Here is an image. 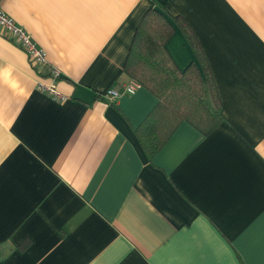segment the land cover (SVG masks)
Segmentation results:
<instances>
[{
  "label": "crops",
  "instance_id": "crops-1",
  "mask_svg": "<svg viewBox=\"0 0 264 264\" xmlns=\"http://www.w3.org/2000/svg\"><path fill=\"white\" fill-rule=\"evenodd\" d=\"M46 51L0 34V264H264V0H0ZM156 9L185 70L208 61L224 119L184 121L151 159L135 128L158 98L124 66ZM56 69L64 102L37 88ZM48 75V74H47Z\"/></svg>",
  "mask_w": 264,
  "mask_h": 264
},
{
  "label": "trees",
  "instance_id": "trees-1",
  "mask_svg": "<svg viewBox=\"0 0 264 264\" xmlns=\"http://www.w3.org/2000/svg\"><path fill=\"white\" fill-rule=\"evenodd\" d=\"M186 34L197 62L181 70L167 49L175 31L170 20L156 9L141 20L131 45L124 70L140 86L147 88L158 103L135 134L152 159L184 121L205 135L224 119L221 99L202 48L185 20L174 18Z\"/></svg>",
  "mask_w": 264,
  "mask_h": 264
},
{
  "label": "built area",
  "instance_id": "built-area-1",
  "mask_svg": "<svg viewBox=\"0 0 264 264\" xmlns=\"http://www.w3.org/2000/svg\"><path fill=\"white\" fill-rule=\"evenodd\" d=\"M0 34L4 37L12 39L19 46H21L29 56L32 65L39 70V74L44 73L43 67L48 64L46 51L41 48L34 40L32 35L15 20L8 15L0 6ZM48 74V75H47ZM45 74L46 76L40 77L37 82V88L58 101L64 102L68 96L62 93L56 86L55 81L61 74L58 70L52 69ZM140 84L132 80L129 84L124 85L122 88H109L100 93V96L108 102H114L124 94H134L139 88Z\"/></svg>",
  "mask_w": 264,
  "mask_h": 264
}]
</instances>
